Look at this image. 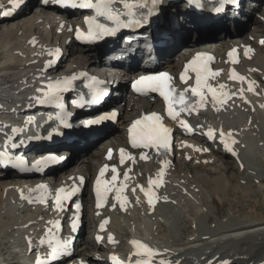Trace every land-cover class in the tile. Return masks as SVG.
<instances>
[{
	"label": "bare ground",
	"instance_id": "6f19581e",
	"mask_svg": "<svg viewBox=\"0 0 264 264\" xmlns=\"http://www.w3.org/2000/svg\"><path fill=\"white\" fill-rule=\"evenodd\" d=\"M37 1L38 0H29L27 3V8L25 10L29 11L30 10L29 6L32 3H35ZM5 4H6V0H0V6L5 5ZM175 6L170 7V9L173 10L174 8H176ZM47 8H50V7H47ZM47 8L39 9L38 14L34 13V15H25L23 17L24 19H21V18L15 19V17L19 16V15H16L13 19H8L7 21H5L3 23L6 26L0 25V47L4 48L6 50V55H7V59L4 62V66H5V68L3 69L4 74L0 75V95L7 100L9 99V94L2 92L6 88L12 86V87H14L13 89L15 91L22 89V88L25 89L26 84H27L26 81H29L31 79V77H32L31 74H32L33 70L37 67V64L35 65V64L30 63L31 60L39 58L41 54H43V57L46 58L47 55L56 51V48H54L55 46L56 47L59 45L61 46V41H58V40L62 36H59V35L55 36L54 34L56 32H53L54 29L49 30V27L51 26L50 22H52V21L56 22L54 25L55 30L61 29V28L63 29L64 37H62L63 38L62 43L63 44L66 43V40L68 38L66 36V33H67V29L69 28V25L63 23L64 18H62L59 15H54L52 18H50L49 16L52 15V13L48 12L50 9H47ZM3 9L4 8H0V12ZM27 11H26V13H27ZM169 12H170V10H169L168 6H166L164 18H168L167 15ZM40 14L46 15V17L41 18ZM239 16L242 18L244 16L243 12H239ZM19 20H20V22H19ZM10 22L12 23V25L10 26L11 28H8L7 26ZM0 24H1V19H0ZM222 24L225 25V22L223 21ZM186 26L187 25L185 24L184 27H186ZM177 27L180 28L179 32L177 33L178 34V41L176 42V44L172 45V47L170 48L171 51H174L175 46H177L178 43H180V40L183 36V33L186 32V30H187L183 27V25L180 22H178ZM36 29H39L40 31H42V35H44V36H41L38 34L40 37H38L37 35L36 36L38 38H42L44 40L43 45L49 47L48 50L45 52H42L43 51L42 48H39V47L32 48L30 45L33 41L38 39L37 37L35 39L32 38L33 35L35 36V34H37ZM262 31L264 32V25H262L261 32ZM8 38H10V40ZM209 39H210L209 42H211V40H214V37H210ZM181 42L183 44L184 43L190 44V42H185L183 40H181ZM190 46H194V45H190ZM69 49L71 52L70 54L72 56V61L73 60L74 61L76 60V61L74 63L70 62L68 64V66H67V69H69L68 71H72V70H76V69L84 68V67H96L99 65V57L97 55L91 56V53H93L95 51V50H92V48H87V47L84 48V47H79L77 45L75 46V44L74 45L71 44ZM187 50H188L187 52L192 51V49H187ZM259 51H261V50L259 49ZM0 56H2V55H0ZM73 56H75V57H73ZM79 60H80V62H79ZM82 64H84V66H82ZM169 66L172 67V66H174V64H172L170 62ZM259 101L264 103V97L260 98ZM156 105L157 104H155V106ZM249 105H251V101H249ZM128 106H130L129 103H128ZM144 106L145 105H141L140 108H142ZM135 108H136L135 106H132L131 110L134 111ZM139 112H140V110L137 112L131 113L128 111V107L124 108V114H123L124 116H121V120L118 123L119 126L116 128L119 130L118 136H121L123 133L120 131V128H122L121 125L126 121L128 114L130 113V115H132V117H133V116L139 114ZM249 112H252L250 117L255 118V120L252 123L258 125V129L256 131L258 133L259 132L263 133L264 132V114H263V111L256 112L255 110H253V108H251V109L249 108ZM260 114H263L262 117ZM248 119H249V117H248ZM260 133L258 136L259 138H260ZM248 134H249V137L245 138V140H244V142L247 143L248 150L245 151V149L241 148L242 153L240 155V161L242 163L244 162L243 160L245 159V157H247V159H248L249 154H251L252 151L253 152L256 151L255 146H254V142H255L254 139L255 138H253V135L250 132ZM262 137H264V136L262 135ZM250 138H251V140H246V139H250ZM261 141H263V140H261ZM88 145H90V144H88ZM88 145H86L85 148L79 149V150H78L77 146H74V152L72 154V155H75L76 150H77L76 156L79 155L80 153H85L84 156L81 158L82 161L81 160L79 161V163L81 162V164H84L85 170L84 169L83 170L85 172L90 171L91 168L94 166L93 160L90 159L89 157H86L87 151L89 150ZM220 152H221V150L217 149V150H213L212 153H213V155L219 154V155H222V157H223L224 153H220ZM188 153H189V155L195 156L194 159H196V160L199 159L203 166H204L203 162H204L206 157L208 159V164H214V162H215V160H213L211 156H207L205 154H203V155L194 154L193 152H190V151ZM98 155H99L98 153H94L93 157L94 156L100 157ZM72 157H74V156H72ZM226 158H229V157H226ZM251 160H253V159H251ZM243 166H245L244 168L247 167L246 162H245V165H243ZM225 169H228L227 170L228 173H230L234 169H237L238 171H240V167L238 169V167L236 168L235 166H233V164H229L228 167L226 165ZM72 170L73 169H70L69 171L71 172ZM208 173L214 174V172H211V171H208ZM242 173H244V172H242ZM16 177L17 176L13 172H9L5 175L0 172V251H1L0 256L1 257H3L2 255H5V252L7 255H9L8 248H9V246H12V245H14V243H16L17 236L19 234H22L26 229H28L29 231L33 230V232L38 230V223L37 222H36V225H34V226L28 224V220L30 219L29 217L33 216L34 210L26 207L25 203H23L22 201H19L17 199V195L15 193L14 188H17V187L24 188L25 182L21 181V180H16L17 179ZM5 178H7V179L5 180ZM34 178H36V177H34ZM209 178H210L209 175L203 176V177L201 176V177H198L197 179H195V181H193V182H190V180L185 179L183 182H181V188L182 187L184 188L186 186L187 190L189 187H191V190H194L195 187L201 185V186L205 187L207 190L217 193V191H219L218 190L219 187L223 186V184H224V178L222 177L219 179L217 178L216 180L214 179L215 181L210 180ZM37 181H38V179H36V182ZM238 182H239V179H238ZM191 185L194 187H192ZM236 185L234 186L235 191H237V190L243 191V192L248 191L246 184L240 183L239 186L238 185L236 186ZM199 188H201V187H199ZM182 189H181V191H182ZM189 190H190V188H189ZM191 193H192V191H191ZM198 194L199 193H197V195ZM200 195H198V196H200ZM177 196L175 197L176 199H178L177 202H179L180 204H183L184 207L189 206L191 199L183 198L180 200V198H181L180 193ZM85 200L87 201V198ZM201 200L204 203L206 202V200L203 197L201 198ZM204 203H203V205H205ZM257 203L258 202H255V204H251V205L257 206ZM163 207L167 208L166 209V212H167V210L173 206L170 204H165ZM158 209H159V207L157 208V210ZM21 210H23V212H21ZM185 211L187 213H189V215H191V216L189 218H186V216H184L185 217L184 223H186L184 230L185 231L190 230L189 233L191 235L196 232V229L198 227L195 224H197L199 221H202L204 219L209 220V217H210L208 214H203L200 212L192 213V212H190V209H185ZM218 211H219V213H223V212H220V210H218ZM24 212H26V213L23 214ZM144 212H146V211H144ZM139 213H143V212H139ZM133 214H135V216L132 218L134 220L133 224H134V226H137L135 229L138 228V231H139V233L136 232V234H134V235H136L137 237L140 236L142 238L153 237L152 236L153 224H151V223H153V221L151 222L152 216H148V217H146V219H144V221L141 220V222H139L138 220H135V218L137 216H139V214L138 215L136 213H133ZM158 215H159V213H158ZM258 216H259V218H257V221H259V220L263 221L264 220V217L261 216V214H258ZM254 220H256V219H254ZM133 224H131V225H133ZM139 224L142 226V228H139ZM261 224H264V223H261ZM122 226L123 225L116 226L117 230H118V228L121 229ZM116 228H115V230H116ZM226 228L227 227L220 228V227H216V226H211V228H207L206 230H209L210 234L215 233L217 231H220L219 234H221V233H225V232L229 231V229H226ZM246 228H250V229L248 231L244 230L245 233L242 234L241 230L246 229ZM257 229L258 230H256V226H254V225H245V226L243 225V227H241V228L232 229V232H235V233L230 232V233L225 235V236L230 235V238L228 236V239L223 240L222 238H224V237H222V235H219V237L215 238L212 242L209 241L210 239L202 240L203 238L195 237V238H200L198 240L203 241L201 243L202 246L199 249H198L199 245L194 243L196 241L195 239H193L194 237H192L189 241L180 244V242H183V239L181 240V237L180 238H174L172 236V233H170L169 229H166V227L164 228L165 233L162 231V233H164V234L160 233V235L161 234L162 235L160 237L158 236L156 238H153V240H154V243L156 245L161 246L160 251L165 254L166 259L169 261L172 260V261H170L171 263L178 260V258L179 259L183 258V259H185L184 262H186V261H188V258H187L188 255H191V254H197V257H200V253H202L200 251H203V250L205 252L210 251L211 245H216L215 247L219 248L220 245H224V244H225L224 246H227V247L222 246V248L221 249L219 248V251H217L218 253L222 254V253H224L225 248H229V249H232L233 251H228L226 254L227 256H230V255L240 256V254L248 255L247 257L243 256V257H246V259L244 261L235 262L232 264L244 263L245 261H246L245 263H249V264H251V262H254V263L255 262H259V263L261 262L262 263V262H264V260H258V259L257 260H252V259L249 260L248 259V257H250L249 255H251V254L253 256L256 255V256H259L261 258L264 257V243H263V241H260V242L255 241L251 244L248 243L250 238L262 239V240L264 239V226L261 227L259 225V227H257ZM248 232H250V233H248ZM118 233H119V231H118ZM241 235H243V236H241ZM119 236L121 237L120 233H119ZM154 236H156V235H154ZM232 241L237 242L236 245H238V249L233 248L234 244L232 245V243H231ZM85 243H86L87 248H89L88 246L90 244H93L92 249L97 248L93 241L91 242L87 239V240H85L84 244ZM190 244H192V245H190ZM205 245H206V247H205ZM175 246H179V248L176 249ZM2 247H3V249H1ZM79 248L77 249V256L80 257V256H83L84 254L86 255V252L83 249H79ZM103 248L104 247H102V249ZM4 249H6V250H4ZM192 249L194 251H192V252L188 251V250H192ZM196 251H197V253H195ZM230 259H234V258H230ZM0 263H1V261H0ZM9 264H14V263L9 262Z\"/></svg>",
	"mask_w": 264,
	"mask_h": 264
},
{
	"label": "rangeland",
	"instance_id": "374dc122",
	"mask_svg": "<svg viewBox=\"0 0 264 264\" xmlns=\"http://www.w3.org/2000/svg\"><path fill=\"white\" fill-rule=\"evenodd\" d=\"M32 4H34V3H32ZM35 6L36 5L34 4L32 9L29 6V9H31V10H29V11L25 10L24 12H22V15L20 13L19 16L15 17V19H18V18L24 19L23 17L25 15H34V13L38 14L39 13V11L37 10L38 8L36 9ZM263 8L261 10H259V12L260 11L262 12ZM26 11H27V13H26ZM40 16H41V18L42 17H46V15H41V14H40ZM53 16L54 15H50L49 17L52 18ZM250 19H253V21L256 19L254 21V23L255 24H259V20L257 18H255V17L252 18V16H251ZM19 22H20V20H19ZM3 23L4 22H1L0 25L6 26ZM51 23H53V22H50V25H52ZM11 25H12V23L10 22L7 27L11 28L10 27ZM251 25H252V23H251ZM260 28L262 30V25L260 26ZM52 29L53 28H51V26H50L49 30H52ZM37 32H39V30H37ZM53 32H55V29L53 30ZM41 34H42V31H41ZM54 35L57 36V33H55ZM42 36H44V35H42ZM8 39L10 40V38H8ZM184 46H187V45H184ZM176 47L177 46H175L174 51L176 50ZM3 49L4 48L0 47V53H1L0 55H2V56H0V58H1L0 59V70L3 68V66H2L3 62H5V60L7 59L6 50L5 49L3 50ZM186 49L187 48L185 47L183 52L184 51H188ZM259 49L261 50L260 52H263V48H259ZM183 52H180L177 49V51L175 53L180 56ZM73 57H75V56H73ZM80 60H79V62H80ZM75 61L71 60L70 62L74 63ZM173 61L176 63L175 59ZM68 64L69 63H66V70L67 71L69 70V69H67ZM82 66H84V64H82ZM137 111H139V110H136V108H135V110L133 112H137ZM259 133H258V135H256V137L253 136V138H255L254 139V141H255L254 142V146H255L256 151L253 152V156L251 154H249L248 159L245 158L246 166H247V169H246L247 172H245L244 174L242 173V171H238L237 169H234L230 173H228V171H227L228 169H225V167H226L225 164L227 165V167H228L229 164H233V166H235L236 164L229 158L228 159L223 158L222 155L218 156V157H222V159L219 158V163H220L219 164V168H218L219 171L215 170L212 166H207L205 169L204 168H196L195 167L194 169L191 168L190 170L185 168V167H183V166H181L184 174H185V172L189 171L188 175H186V176L189 177L192 180L190 182L195 181V179L197 177L207 176L206 173H208V170H212V172H214V174L212 173V177H210L209 179L215 181L217 178L219 179V178L223 177L224 178V184H223V186H221L222 188L219 187V189H218L219 191H217V193L209 191L205 187L199 185V186H197V188L198 187L202 188V189L200 188L199 189L200 191L197 192V193H199L198 195L201 194L200 196H198L197 193H195V195H194V191L195 190H191V187H189L190 190L188 188L189 191L187 190V192L189 193V192L192 191L191 194H193L195 196V201H193L194 198H189V199H191V202H190L189 206L184 207L183 204H180L179 202H177V205L171 204L173 207H170V209L167 210V214L165 213L166 210H163L162 211L163 214L161 215V217L159 219L156 218V220L153 221L152 218H151V222L153 221V223H151V224H153V233H152L153 238H156L158 236L160 237L162 234H164L165 233L164 232V228L166 227V229H169L170 233H172V236L174 238H180L181 237V240L183 239V242H180V244H182L184 242H187L192 237H194L193 239L196 240L194 243L199 245V247H198V249H199L202 246L201 243L203 242V241L198 240L200 238H203L202 240H206V238L208 236V239H210L209 241L212 242L215 238L219 237V235H222V237H227V239H228V236L230 238V235H228V236H225V235L230 233V232H232V229L241 228V227H243V225L245 226L246 224L247 225L256 226V230H258L257 227H259V225L261 227H263L264 224H261V223H264V220L263 221L262 220L257 221V218H259L258 214H261V216L264 217V185L260 184L259 183V179H258L259 175H262L261 179L264 180V137H262V135L264 136V132L260 133V138L258 137ZM260 139L263 140V141H261ZM108 141L109 140L101 142V140H100L99 143H97L96 145H93L91 147V148H93L91 151H94V152H91L90 149L87 151V155H88V157L90 159L93 160L94 165H95L94 161L99 160V158H100V157H97V156H94L95 157L94 158L93 157L94 153H98L99 154L98 156H101L102 153H101L100 149L103 146V144L107 143ZM80 156H81V153L79 155H77V156L75 155L74 157H72V159H70V160H73V162H71V164H70L71 167H75V168H73V170L77 168L76 166H78L80 168L79 169L80 171L81 170L82 171L85 170L84 164H81V162L79 163L80 160L82 161L81 158L84 155L81 156V157ZM216 156H217V154H216ZM94 159H96V160H94ZM251 159H253V160H251ZM184 162H186V161H184ZM216 164H217V162H216ZM216 164H215V166H216ZM189 166H191V165H189ZM202 167H205V166H202ZM250 168H252V170H254V172H256V173L259 172L260 174L256 175V173H252L253 171L248 172ZM59 171H61V169ZM250 177H252L254 179V181L250 180ZM245 178L246 179L248 178L249 181L248 180H244ZM6 179L7 178H5V180ZM238 179H239V182H238ZM187 180H189V179H187ZM246 182H249V183H246ZM240 183L246 184L247 188H248V191H244V192L243 191H238V190L235 191L234 186L236 184L239 186ZM192 187H194V186H192ZM196 195H197V197H196ZM200 197L201 198L203 197L206 200V202L205 203L202 202ZM183 198H188V197H186L185 195H181L180 200L183 199ZM170 202H172V201H170ZM255 202H258L257 206H252L251 204H255ZM203 203L205 205H203ZM206 208H207V210H205ZM185 209H190V212H192V213L200 212V213H203V214H208L210 216L209 220L208 219H206V220L204 219L202 221H199L197 224H195L198 227L196 229V232L194 234H192V235L189 233L190 230L189 231H185L184 230V228L186 226V223H184L185 222L184 221V218H185L184 216H186V218H189L191 215H189V213H187L186 211H184V213H177V212H180V211L185 210ZM218 210H220V212H223V213H219ZM25 213L26 212H24L23 214H25ZM168 214H171V217H170L169 220H167ZM159 215H158V217H159ZM254 219H256V220H254ZM159 220H161V222H158ZM155 224L159 225V229L158 228L154 229V226H156ZM133 226H134V224L132 225V227ZM211 226H216V227H220V228L227 227L226 229H229V231L225 232V233H221V234H219L220 231H217L215 233L210 234L209 230H206V229L207 228H211ZM249 229L250 228L242 229L241 230L242 234L245 233V231H248ZM162 231L164 233H162ZM135 232L139 233L138 228L135 230ZM160 233H162V234L160 235ZM232 233H235V232H232ZM248 233H250V232H248ZM133 234H136V233H133ZM154 235H156V236H154ZM121 236H122V234H121ZM241 236H243V235H241ZM195 237H200V238H195ZM84 239L85 240H87V239L89 240V238H87V237H85ZM85 240H84V242H85ZM90 240H92L91 237H90ZM255 241H258V242L263 241V243H264V239L262 240V239H256V238H250L248 243L251 244V243H253ZM84 242H83L82 246L80 245L79 249H83L84 245L86 246V243L84 244ZM231 243H232V245L234 244L233 248L238 249V245H236L237 242L232 241ZM190 245H192V244H190ZM224 245H220L219 248L221 249L222 246L223 247H227V246H224ZM215 246L216 245H211L210 246V251H206V252L204 250L200 251V252H202V253L199 252L200 253V257H197V254L188 255V257H187L188 261L190 260V258L193 259V257L195 259L199 258L200 259L199 261H202V258L210 259V258H213L215 256H219V259L220 258H226V259L229 260L230 258H234V259H232L233 260L232 263H235L237 261V257H243V256L247 257L248 256V255H242V254H240V256H238V255L227 256L226 254H227L228 251H233L232 249H229V248H225L224 249V253L220 254V253L217 252V251H219V248H216ZM88 247H89L88 248L89 250H93L92 249L93 248V244H90ZM205 247H206V245H205ZM175 248L177 249V248H179V246H175ZM1 249H3V247ZM4 250H6V249H4ZM188 251L192 252L194 250L192 249V250H188ZM195 253H197V251ZM0 254H1V251H0ZM2 256L3 257L7 256L6 252H5V255H2ZM249 256H250V257H248L249 260L250 259H252V260H257V259L258 260H264V257L261 258V257L256 256V255L253 256L252 254L249 255ZM246 257H243L244 259H238V260H240V262L244 261L246 259ZM195 261H197V263L199 262L198 260H195ZM245 262H244V264H249V263H245Z\"/></svg>",
	"mask_w": 264,
	"mask_h": 264
}]
</instances>
